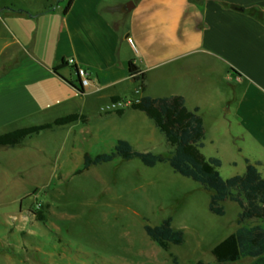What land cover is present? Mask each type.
I'll return each mask as SVG.
<instances>
[{"label":"crops","instance_id":"crops-1","mask_svg":"<svg viewBox=\"0 0 264 264\" xmlns=\"http://www.w3.org/2000/svg\"><path fill=\"white\" fill-rule=\"evenodd\" d=\"M69 1L0 0V60L12 66L0 75V135L79 114L103 121L106 139L133 146L122 128L137 131L149 118L131 102L182 96L199 109L205 139L204 113L229 107L233 121L220 125L264 177V0H74L65 13ZM70 61L90 72L84 93ZM80 125L90 134V122L49 132Z\"/></svg>","mask_w":264,"mask_h":264},{"label":"rangeland","instance_id":"rangeland-1","mask_svg":"<svg viewBox=\"0 0 264 264\" xmlns=\"http://www.w3.org/2000/svg\"><path fill=\"white\" fill-rule=\"evenodd\" d=\"M2 60L0 75L12 69ZM228 111L226 107L218 114L204 113L207 134L202 149L206 158L221 161L225 180L243 175L248 158L239 153L240 141L220 125L233 121ZM89 122L90 134H82L85 126L80 125L29 137L14 152L0 148V264L215 263L213 248L242 226L240 207L225 201L224 216L211 213L213 192L167 163L149 168L139 159L118 157L77 175L84 152L96 157L113 151L117 143L106 139L103 121ZM147 122L137 131V124L121 131L137 140L136 151L170 157L173 148L153 121ZM13 158L14 170L8 168ZM168 218L185 241L165 251L144 227ZM251 262L244 259L241 264Z\"/></svg>","mask_w":264,"mask_h":264},{"label":"trees","instance_id":"trees-1","mask_svg":"<svg viewBox=\"0 0 264 264\" xmlns=\"http://www.w3.org/2000/svg\"><path fill=\"white\" fill-rule=\"evenodd\" d=\"M73 1L70 0L67 4L65 13L69 11ZM67 67L68 63L63 61L54 71L59 73ZM129 71L131 77L140 82L141 90L145 91V75L133 60L129 62ZM78 90L81 93L85 92L80 86ZM112 101L118 103L121 99L113 98ZM130 109L143 112L154 122L173 148L170 157L136 151L129 142L120 140L110 153L96 157L84 156L83 167L76 174H82L94 166L110 163L118 157L124 161L139 159L149 168L167 163L176 173L192 179L213 192L209 204L211 213L224 216L225 210L221 203L225 201L236 203L241 209L239 224L242 226L212 250L216 262L198 261L195 264H241L244 259H251L252 262L249 264H264V177L259 171L260 163L252 164L247 160L243 175L223 179L219 171L221 161L216 158L208 159L202 153L205 146V130L199 109L189 110L182 96L143 97L137 102H131ZM124 111L121 109L116 113L121 116ZM76 122L87 124L88 118L72 114L50 124L15 130L0 135V147H16L29 137ZM249 221L256 222L257 225L252 227L244 225ZM172 223V218H168L158 226L144 227L148 237L165 251H168L172 245L180 246L185 241L184 233L174 229Z\"/></svg>","mask_w":264,"mask_h":264},{"label":"built area","instance_id":"built-area-1","mask_svg":"<svg viewBox=\"0 0 264 264\" xmlns=\"http://www.w3.org/2000/svg\"><path fill=\"white\" fill-rule=\"evenodd\" d=\"M69 64L74 65L73 61H70ZM75 66V73L79 82V86L83 88L84 90L89 88L91 86L92 80H91V75L88 69L79 67L77 65Z\"/></svg>","mask_w":264,"mask_h":264},{"label":"water","instance_id":"water-1","mask_svg":"<svg viewBox=\"0 0 264 264\" xmlns=\"http://www.w3.org/2000/svg\"><path fill=\"white\" fill-rule=\"evenodd\" d=\"M132 5V4H131Z\"/></svg>","mask_w":264,"mask_h":264}]
</instances>
